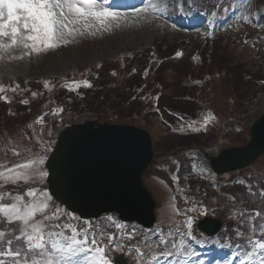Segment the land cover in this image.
I'll list each match as a JSON object with an SVG mask.
<instances>
[{
    "label": "rangeland",
    "instance_id": "374dc122",
    "mask_svg": "<svg viewBox=\"0 0 264 264\" xmlns=\"http://www.w3.org/2000/svg\"><path fill=\"white\" fill-rule=\"evenodd\" d=\"M137 1L110 3L114 11L127 13L132 21L111 32L77 36L72 43L30 55H22L29 51L23 48L4 53L0 58V85L4 86L0 97L9 94L11 98L0 99V143L4 144L0 146V164L11 167L38 156L45 161L63 125L103 120V107L97 112L64 108L65 102L85 86L80 75L72 81L64 77L103 62L114 63L123 73L128 69L127 65L122 69L126 58L147 53L155 66L148 74L149 62L142 63V95H131L128 108L121 111L152 137L154 158L142 180L156 202L153 227L113 224L115 216L81 220L54 199L47 214L55 212L61 219L49 223L70 224L77 230L91 225L94 231L88 232L89 238L96 235L98 242L109 245L111 264L120 254L128 264H139L141 258L133 249L144 251L145 245H159L164 253L153 264H216L203 263L202 253L193 248L190 240L194 239L188 236L186 227L188 217H192L195 240L203 247L220 246L234 253L238 263L253 260L259 264L258 255L248 256L256 234L248 223H240L242 217L236 209L264 211V202L249 194V186L253 192L264 189V154L246 168L218 175L208 172L199 156L188 148L198 150L209 162V156L245 144L251 124L264 112V0H166L167 7L161 11L149 8L141 12L139 17L144 19L140 23L135 22L139 17L130 6L142 8L148 0L135 5ZM181 11L187 23L197 26L180 23L175 15ZM178 52L181 55L177 56ZM120 76L118 73L115 78ZM151 78L156 83L151 85ZM37 90V101L23 104L31 108L30 116L25 117L27 109L18 108L32 96L29 93ZM13 148L19 156L14 155ZM204 150H211V154L207 156ZM41 167L46 172L44 165ZM45 177L37 175L27 183L9 184L2 190L23 194L31 187L38 197L42 191L48 195ZM206 217L222 221L217 236L202 235L197 230L196 223ZM237 232L242 235L237 236ZM108 234L114 235L111 243ZM182 239L194 255L172 247L173 243L179 246Z\"/></svg>",
    "mask_w": 264,
    "mask_h": 264
},
{
    "label": "snow or ice",
    "instance_id": "6c2138e0",
    "mask_svg": "<svg viewBox=\"0 0 264 264\" xmlns=\"http://www.w3.org/2000/svg\"><path fill=\"white\" fill-rule=\"evenodd\" d=\"M166 7V0H148L142 8L130 6V11L139 17L149 8L156 12ZM143 19L139 17L135 22L140 23ZM131 22L127 13L113 10L110 0H0V58L14 48L27 49L29 51L22 55H30L72 43L77 36H94L101 30L111 32ZM84 84L91 86L87 81ZM3 89L4 86L0 85V91ZM207 119L205 117V121ZM12 151L14 155H20L15 148ZM43 164L42 156L11 167L0 164V181H3L0 184V264H111L109 245L98 242L96 235L89 238L88 232L94 231L91 225L88 229L77 230L70 224L49 223L59 221L61 217L55 212L51 216L47 214L51 197L46 191L40 192L38 197L37 190L31 187L23 194L2 190L9 184L27 183L37 175H47L41 167ZM249 194L264 202V189L253 192L249 186ZM236 212L242 217L240 223H248L256 234L248 256L258 255L259 264H264V252L260 251L264 250V211L254 208L250 212L243 208L236 209ZM186 227L188 236L196 239L192 217H188ZM236 235L241 236L242 232ZM108 240L111 243L114 235L108 234ZM172 247L189 256L194 255L183 239L179 246L173 243ZM133 251L141 258L139 264H153L159 255L164 254L159 245L154 248L145 245L144 251L136 247Z\"/></svg>",
    "mask_w": 264,
    "mask_h": 264
},
{
    "label": "water",
    "instance_id": "95a60500",
    "mask_svg": "<svg viewBox=\"0 0 264 264\" xmlns=\"http://www.w3.org/2000/svg\"><path fill=\"white\" fill-rule=\"evenodd\" d=\"M249 141L223 150L211 160L216 173L248 166L264 153V114L249 129ZM153 156L149 134L132 125L88 121L62 130L45 166L52 197L81 218L115 212L145 227L154 222L155 202L141 175ZM221 222L204 218L197 227L208 235ZM126 264L122 256L114 260Z\"/></svg>",
    "mask_w": 264,
    "mask_h": 264
},
{
    "label": "trees",
    "instance_id": "16d2710c",
    "mask_svg": "<svg viewBox=\"0 0 264 264\" xmlns=\"http://www.w3.org/2000/svg\"><path fill=\"white\" fill-rule=\"evenodd\" d=\"M144 61L149 62V70L155 66V63L150 62L147 57V53H143L140 55H133L130 58H126L122 62V69L128 67L127 71L121 73L114 63L103 62L98 64L95 68L88 70H75L71 73L67 78L75 79L78 75H80V79H85L91 85L83 87L77 91L75 97L71 99L68 103L65 102L64 108L71 111H94L97 112L99 108L104 109L106 114L103 116V120H109L114 122H132L135 123L134 119L128 118L129 114H125L122 112V109H126L127 103L131 98V95L141 96V92H139V87L142 85V81L144 78L142 77L143 70L141 65ZM140 65V66H139ZM135 66V67H132ZM139 68L140 70H138ZM120 73L121 76L116 79L115 76ZM138 79H137V78ZM156 83L154 78H151V85ZM38 91L29 95L31 97L27 98L26 101H30L32 99L37 101ZM138 96V98H139ZM22 107L19 106L18 111L26 110L27 107L23 106V102L21 103ZM117 108L119 110L114 109ZM36 109V108H35ZM31 108L27 109V113L25 117L30 116ZM101 119V118H98ZM4 124L1 125L3 127Z\"/></svg>",
    "mask_w": 264,
    "mask_h": 264
},
{
    "label": "bare ground",
    "instance_id": "6f19581e",
    "mask_svg": "<svg viewBox=\"0 0 264 264\" xmlns=\"http://www.w3.org/2000/svg\"><path fill=\"white\" fill-rule=\"evenodd\" d=\"M204 152L206 153V155L207 156H209L210 154H211V150H207V151H205L204 150ZM200 155V154H199ZM200 157V159H201V161L205 164V166L208 168L209 166H208V161H207V159L205 158V156L203 155H200L199 156ZM200 243V242H199ZM212 250V249H211ZM211 250H208V251H206V252H212ZM206 255H209V254H207V253H205ZM209 261V260H208ZM166 264H168V263H166ZM170 264V263H169Z\"/></svg>",
    "mask_w": 264,
    "mask_h": 264
}]
</instances>
